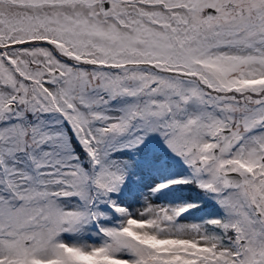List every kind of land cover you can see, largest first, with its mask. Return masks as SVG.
Returning <instances> with one entry per match:
<instances>
[{
    "label": "snow or ice",
    "instance_id": "snow-or-ice-1",
    "mask_svg": "<svg viewBox=\"0 0 264 264\" xmlns=\"http://www.w3.org/2000/svg\"><path fill=\"white\" fill-rule=\"evenodd\" d=\"M0 264H264V0H0Z\"/></svg>",
    "mask_w": 264,
    "mask_h": 264
}]
</instances>
